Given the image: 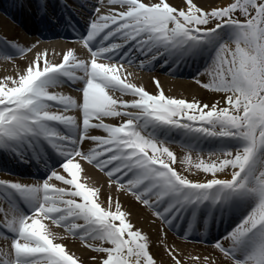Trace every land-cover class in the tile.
<instances>
[{"label":"snow or ice","instance_id":"1","mask_svg":"<svg viewBox=\"0 0 264 264\" xmlns=\"http://www.w3.org/2000/svg\"><path fill=\"white\" fill-rule=\"evenodd\" d=\"M36 7L48 15L46 0ZM91 11L77 37L88 58L69 49L53 63L46 50L35 51L18 79L0 82V170L36 161L45 173L31 184L0 179V230H6L0 236L7 243L0 264H83L45 221L95 253L93 264H157L149 236L126 219L121 204L113 211L109 196L102 206L97 190L80 182L77 157L105 171L169 230L186 222V240L201 223L206 237L210 223L231 219L234 226L213 244L225 264H264V0L214 7L194 0H96ZM58 20L53 12L49 24ZM0 45V57L9 59L38 47ZM199 59L204 68L196 83L220 94L223 106L167 97L156 79L159 94H150L118 74L125 63L152 71L156 62L178 67ZM65 84L78 95L53 91ZM173 129L186 138L185 163H193L203 141L216 142L210 153L216 161L194 164L211 178L194 181L170 166ZM161 242L171 264H209L208 257L184 256Z\"/></svg>","mask_w":264,"mask_h":264},{"label":"bare ground","instance_id":"2","mask_svg":"<svg viewBox=\"0 0 264 264\" xmlns=\"http://www.w3.org/2000/svg\"><path fill=\"white\" fill-rule=\"evenodd\" d=\"M33 2L34 0H29ZM14 2V1H13ZM170 4H179L180 0H168ZM199 6L204 7H214L225 5L229 2V0H194ZM96 3V2H95ZM5 3L0 1V6H4L6 10H9L5 5ZM94 4V3H93ZM36 7L35 5H32ZM92 6V5H91ZM16 8V10H20L21 7ZM56 6L52 7L48 10V15H41L35 17L34 21L37 22H45L51 15H56ZM93 14V13H92ZM91 14V15H92ZM29 20V19H27ZM29 22V21H27ZM80 23V22H78ZM6 40L9 43L15 42L16 44L23 46L25 48L30 47L29 43L23 42L18 37V31L15 28L9 26L7 22L0 20V40ZM67 45L56 44L51 47L48 46H38L33 52L25 53L24 55H13L12 58H3L0 57V82L4 81L6 78H16L20 74V70L26 68L29 61H33L35 59L34 52L47 51V60L53 63L62 62L63 54L67 52ZM13 53L15 50H11ZM75 55L79 58V54L75 52ZM43 62V61H42ZM189 60L187 61V63ZM185 62L180 64V70H182L191 76L188 77L187 81L180 80H169L162 77L159 74L152 76H136L131 74L130 77L133 78L132 83L138 87L145 88L150 94H159V91L153 80L156 79L159 81L160 88L163 90V93L167 97L177 98V99H185L189 102L193 100L199 101L201 103H207L211 105L213 102L221 101V106H223V100L220 94H215L210 90L203 88L200 84L196 83V79L198 78V73L203 71L204 61L203 59L199 60H191L190 61V69H182V65ZM166 68H169V65H163ZM154 71V70H152ZM126 72V71H125ZM156 73V72H155ZM168 74V72H167ZM169 76L178 77V73L172 71ZM127 78V77H126ZM182 78V77H181ZM199 79L202 82H206L208 80L207 76H200ZM10 86V84H9ZM53 91L63 93L61 88L54 89ZM64 94V93H63ZM67 95V94H65ZM119 95V93H116ZM125 100H131L132 97L125 96L123 97ZM68 115H76L74 112L67 113ZM106 123L118 124L119 120H106ZM97 134L104 135V133L100 130H95ZM164 137L161 136V139ZM169 143L168 146L170 150L174 153L176 159L174 162H170V166L173 167L180 174L187 176L192 180H200L203 181L206 177L211 178V174H205L202 170H198L195 168L194 164L200 162L201 160L205 163L216 161V157L213 155L210 157L211 151L217 147L215 141L205 140L201 144V151L199 155L197 153L191 154V160L193 163H185L183 162V157L187 155V153L183 149V144L185 142V137L182 132L178 129H173L168 134ZM223 158V157H221ZM77 161L81 163L80 170V182L83 183L86 187L93 188L97 190V196L94 199L97 202H101L102 206H108V197H112V210L115 211V203L118 201L121 204V211L126 213V219L134 225L135 229L142 230V232L149 236L151 245L150 250L154 255V258L157 260V264H171L169 257L166 254L163 243L161 242V238L166 241L169 247L176 248L177 251H180L184 256H196L199 255L201 260L204 257H208L209 264H225L224 258L218 250H216L213 246L214 241L223 238V236L231 230V227L234 226L233 221L229 218L220 221V225H225V227L216 238L211 239L205 245L200 243V238L196 236H191L189 239H181L178 235L174 234L173 231L169 230L166 225H163L159 219H157L151 209H148L145 206H142L138 203L133 196L126 193L124 190H118L119 185L113 183L112 181H108L104 179L100 174H98V170L95 168L87 167L86 161H81L80 158H76ZM218 163V162H217ZM16 166L23 167V164H12L11 171L16 170ZM63 174V173H61ZM218 178H226L223 174L217 173ZM230 178V175L227 177ZM0 179H6L0 176ZM11 181H17L14 179H7ZM19 182V181H18ZM56 186H62L57 181H52ZM78 202L79 198H78ZM3 217L0 215V221H2ZM231 221V223H230ZM223 222V224H222ZM46 225L50 226V230L57 233L59 236L65 237L63 241H59L66 245L69 251L75 252L77 256L81 257L83 260V264H93L91 257L96 255L91 252L90 249H85L81 244L80 240L73 239V237L67 233V231L62 227H57L55 225L50 224L48 221H45ZM83 223V221H80ZM186 225V222H182L180 224V229ZM216 223L213 224V226ZM198 228H201V225H197ZM211 227V223L209 228ZM218 227V226H216ZM202 229V228H201ZM199 233V231H197ZM196 232V233H197ZM202 232V231H201ZM208 238V236H206ZM227 244V242H225ZM7 250V243L4 241L3 237L0 236V252ZM185 264H193L191 259L185 260ZM230 264V262H227Z\"/></svg>","mask_w":264,"mask_h":264},{"label":"rangeland","instance_id":"3","mask_svg":"<svg viewBox=\"0 0 264 264\" xmlns=\"http://www.w3.org/2000/svg\"><path fill=\"white\" fill-rule=\"evenodd\" d=\"M31 45H33V43H29V46H31ZM46 46H48V45H46ZM51 47V46H50ZM27 53H29V52H27ZM160 75H162V74H160ZM162 77H164V78H166V79H169V80H171L170 78H168V76H166L165 74L164 75H162ZM202 245H204V244H202Z\"/></svg>","mask_w":264,"mask_h":264}]
</instances>
